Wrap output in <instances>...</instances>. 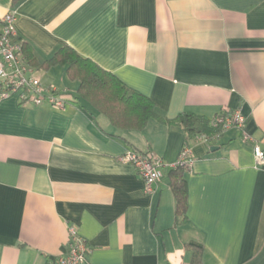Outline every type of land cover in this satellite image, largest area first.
I'll list each match as a JSON object with an SVG mask.
<instances>
[{"label":"crops","instance_id":"crops-1","mask_svg":"<svg viewBox=\"0 0 264 264\" xmlns=\"http://www.w3.org/2000/svg\"><path fill=\"white\" fill-rule=\"evenodd\" d=\"M8 11L39 62L70 46L160 117L238 111L244 123L191 140L175 224L182 128L114 127L76 97L65 67L35 70L76 100L56 109L0 96V264H48L66 253L69 225L89 247L85 264H189V242L203 246L201 264H264V163L252 150L264 151V0H0V18ZM127 149L161 157L152 192L121 161Z\"/></svg>","mask_w":264,"mask_h":264},{"label":"trees","instance_id":"trees-1","mask_svg":"<svg viewBox=\"0 0 264 264\" xmlns=\"http://www.w3.org/2000/svg\"><path fill=\"white\" fill-rule=\"evenodd\" d=\"M21 54L26 64L34 70H46L55 65L65 67L67 77L77 82L76 97L106 116L114 127L142 130L149 119L155 118L167 126H180L185 135L182 148L188 149L194 138L203 136L211 141L222 136L221 124L204 116L190 112H181L171 118L158 116L155 103L149 97L126 86L113 73L81 56L70 46L60 47L42 62L35 58L31 47L26 43H21ZM72 100H76L74 96L70 99ZM188 166L189 163L176 165L170 173L169 185L175 200V224L185 218L187 191L184 176ZM186 247L192 252L189 264H201L203 246L189 242Z\"/></svg>","mask_w":264,"mask_h":264},{"label":"built area","instance_id":"built-area-1","mask_svg":"<svg viewBox=\"0 0 264 264\" xmlns=\"http://www.w3.org/2000/svg\"><path fill=\"white\" fill-rule=\"evenodd\" d=\"M15 19L13 11H8L0 18V96L5 97L19 92L20 101L24 104L48 103L53 108H63L72 99V94L69 91L45 87L35 70L26 64L21 54V42L15 39ZM211 120L219 122L222 131L232 125L242 127L244 123V117L238 111L231 114L221 113ZM201 138L209 141L206 137L201 136ZM242 138L252 140L245 132ZM252 150L256 164H263L264 151L254 141ZM120 159L122 162L132 164L143 180L144 191L152 192L154 185L161 178L160 167L163 163L161 157L150 152L127 149ZM186 163H190V151L184 147L174 166ZM88 251L89 247L77 233L76 227L69 225L66 253L50 259L48 264H85Z\"/></svg>","mask_w":264,"mask_h":264},{"label":"water","instance_id":"water-1","mask_svg":"<svg viewBox=\"0 0 264 264\" xmlns=\"http://www.w3.org/2000/svg\"><path fill=\"white\" fill-rule=\"evenodd\" d=\"M215 148H216V147H211L210 149H211V150H214Z\"/></svg>","mask_w":264,"mask_h":264}]
</instances>
